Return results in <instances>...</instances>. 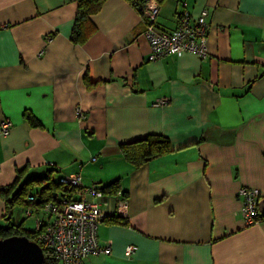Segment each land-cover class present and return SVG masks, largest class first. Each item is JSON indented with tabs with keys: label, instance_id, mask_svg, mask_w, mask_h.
<instances>
[{
	"label": "crops",
	"instance_id": "obj_1",
	"mask_svg": "<svg viewBox=\"0 0 264 264\" xmlns=\"http://www.w3.org/2000/svg\"><path fill=\"white\" fill-rule=\"evenodd\" d=\"M203 8L206 58L149 61L144 19L126 0L105 2L83 45L70 40L76 0H0V120L13 122L0 138V187L18 169L21 181L54 169L55 180L80 174L99 189L119 179L127 193V216L122 192L87 196L126 223L102 222L111 254L84 264H264V217L247 226L238 195L256 188L264 200V0H164L157 25L173 31L185 10ZM149 134L173 150L135 168L120 145Z\"/></svg>",
	"mask_w": 264,
	"mask_h": 264
},
{
	"label": "built area",
	"instance_id": "obj_2",
	"mask_svg": "<svg viewBox=\"0 0 264 264\" xmlns=\"http://www.w3.org/2000/svg\"><path fill=\"white\" fill-rule=\"evenodd\" d=\"M160 13L158 0H146L142 17L145 22L144 35L147 38L151 52L149 61H158L165 56H182L194 53L204 59L208 56V37L210 24L208 9L203 8L194 14L185 10L180 15V22L173 31L162 30L157 25ZM168 99L158 101L157 105H165ZM78 114L82 113L78 110ZM13 122L9 118L0 120V138L11 134ZM60 182L77 189L80 198L62 204L49 203L44 212L49 220L38 219L35 230H41L38 243L49 249L61 264H84V260L91 254H111L109 245L102 246L99 241L98 229L105 218L101 204L92 198H102L103 193L97 186H86L80 174H72L60 178ZM238 195L242 201L241 213L247 226L259 223L262 218L260 211V192L256 188L242 187ZM33 197H30L32 199ZM127 200H121L118 213L127 216ZM26 214L32 215L28 209ZM137 251L136 245H128L125 249L127 257Z\"/></svg>",
	"mask_w": 264,
	"mask_h": 264
},
{
	"label": "trees",
	"instance_id": "obj_3",
	"mask_svg": "<svg viewBox=\"0 0 264 264\" xmlns=\"http://www.w3.org/2000/svg\"><path fill=\"white\" fill-rule=\"evenodd\" d=\"M106 1L76 0L78 9L70 35V40L73 43L83 45L94 35L97 27L93 21V16L101 11ZM126 1L142 15L146 0ZM158 1L162 3L164 0ZM84 80L88 87H92L93 82L87 74ZM25 116L30 124L34 126L39 125V121L32 113L26 111ZM120 149L124 159L135 168L142 167L151 160L173 150L169 138L160 134H149L144 138L122 143ZM25 171L26 168L18 169L16 180L10 185L0 187V198L4 202V214L2 218L7 222L6 225H0V240L12 236H24L30 241L38 243V236L41 230L26 229L23 226L24 222L20 224L11 222L15 209L23 208L25 211L30 209L33 214H38L44 211V208L49 203L54 202L59 205L63 203L64 199L68 201L78 199L75 198V194L77 193L76 188L61 183L60 179L55 180L53 178L54 169L49 170V173L44 176H33L21 181ZM100 190L106 195H118L122 192V197L124 198L122 200H125L127 196V193L122 191L119 179L102 185ZM30 197L33 198L30 199ZM262 216L264 217V214ZM123 218L126 219V217L121 215L114 217L105 216L103 222L125 224L126 222ZM42 248L45 253L44 264H59V261L49 249L43 246Z\"/></svg>",
	"mask_w": 264,
	"mask_h": 264
},
{
	"label": "water",
	"instance_id": "obj_4",
	"mask_svg": "<svg viewBox=\"0 0 264 264\" xmlns=\"http://www.w3.org/2000/svg\"><path fill=\"white\" fill-rule=\"evenodd\" d=\"M259 205L264 214V200ZM44 261L42 246L27 237L12 236L0 240V264H44Z\"/></svg>",
	"mask_w": 264,
	"mask_h": 264
},
{
	"label": "rangeland",
	"instance_id": "obj_5",
	"mask_svg": "<svg viewBox=\"0 0 264 264\" xmlns=\"http://www.w3.org/2000/svg\"><path fill=\"white\" fill-rule=\"evenodd\" d=\"M18 209H21V208L15 209L14 213H16L18 211ZM44 216H45V212L41 211L38 214L34 213L33 215L28 216V217H26L25 214L19 215V218H20V221L24 222L23 226L26 229L34 230L35 229V225H36V221L38 219H42ZM2 219H0V225H6L7 222L3 221Z\"/></svg>",
	"mask_w": 264,
	"mask_h": 264
}]
</instances>
